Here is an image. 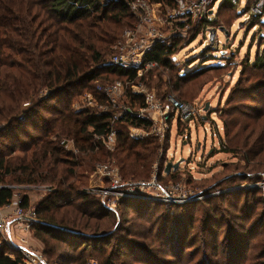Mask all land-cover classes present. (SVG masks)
Returning a JSON list of instances; mask_svg holds the SVG:
<instances>
[{"label":"rangeland","instance_id":"374dc122","mask_svg":"<svg viewBox=\"0 0 264 264\" xmlns=\"http://www.w3.org/2000/svg\"><path fill=\"white\" fill-rule=\"evenodd\" d=\"M222 1L205 0V15L202 18L181 14L174 21H169L168 17L177 12L176 3L136 4L130 11L133 19L113 47L109 62L120 53L119 43L126 31L134 32L137 41L155 38L161 44L171 47L176 42L177 67L174 70L151 71L139 81L157 95H173L184 102L198 103L202 109L201 118L186 125L183 136H177V126H174L171 140L169 134L165 139L152 136L144 140H154L160 146L150 177L144 180L125 179L117 160L112 157L99 160L91 158L101 148H96L89 155L82 153L79 158L73 155L84 182L81 192L90 197L92 204L103 206L102 210L93 207L88 213L104 214L107 216L105 222L113 224L112 228L104 232L105 235L114 236L111 244L126 239L132 242L137 240L144 245L146 251H142L140 245L137 246L141 250L139 252L150 261L145 260L146 264H203L204 260L205 264H260L264 261V168L260 172H252V167L245 170L240 155L236 157L231 152H224L231 146L229 138L232 137L226 135L225 122L237 125L233 136L241 131L244 116L253 120L261 116L258 124L264 123V73L248 70L247 66L243 68L249 55V61L252 62L257 49L264 50V0H236L238 12L221 9ZM248 7L259 16L262 23L257 19L256 22L252 21ZM212 20L213 24H207ZM209 30L216 31L212 40ZM214 46L216 49L211 50L210 54L215 59L210 63V58L202 60L201 55L205 54L206 49ZM205 64H208L207 68L202 69L198 77L188 83L178 82L180 76L187 73V66L196 68ZM241 82L243 91L236 94L239 91L236 87ZM84 98L85 94L73 101L75 110L83 108ZM233 100L235 102L230 103ZM232 109H238L244 116L240 113L229 114L228 111ZM42 115L48 116V113L42 112ZM26 132L33 137L38 135L33 129ZM26 140L22 137L23 142ZM116 143L103 148L113 153ZM178 163L180 166L177 171L172 168L169 174L165 172L168 164ZM107 164L118 167L121 177L130 182L129 185H147L144 191L137 188L138 194L135 197L119 200L113 194L102 193L112 188V182L100 175L96 166ZM151 184H156L155 188ZM6 187L14 191L12 203L28 198V211L37 209L38 204L55 189L45 184H9ZM173 187H178V192L170 199L164 193ZM182 193L186 198L180 200L178 196ZM14 207L0 210L11 214L16 210ZM193 218L195 222L191 224ZM9 221L8 230L0 238V247L8 246V242L10 248L22 244L32 254L42 256V264H54L57 257L49 253L36 237V225L29 234L14 227L13 219ZM189 224L193 226L192 231L188 236L182 235ZM163 226L167 229V236H178L174 243H168L165 237L153 239L151 232L160 231ZM150 227L153 229L146 239L138 237L144 235V228ZM75 232L97 238L94 236L96 234L82 228ZM183 236L186 239H182ZM181 240L187 241L184 249ZM15 254L9 251L6 256ZM61 256L65 258L70 253L60 254V260ZM98 256L94 253L92 260L97 262Z\"/></svg>","mask_w":264,"mask_h":264},{"label":"trees","instance_id":"16d2710c","mask_svg":"<svg viewBox=\"0 0 264 264\" xmlns=\"http://www.w3.org/2000/svg\"><path fill=\"white\" fill-rule=\"evenodd\" d=\"M136 1L0 0V185L4 186L0 189V209L10 206L14 200V191L6 185L45 184L55 188L36 209L39 219L36 237L49 253L57 257L54 264H91L94 253L99 255L98 264H146L145 260L149 261L139 252L146 251V248L137 240L122 239L111 244L114 236L104 232L113 224L105 222L107 216L104 214L88 213L93 207L101 209L103 206L92 204L90 197L81 192L84 182L78 165L72 151L62 144L64 140L71 141L84 155L101 148L91 158L112 157L117 160L125 179L150 177L160 147L156 141H131L126 132L127 124L122 121L116 125V148L110 153L94 141L95 135L108 133L109 116L100 115L96 108H73V101L88 92L104 104L97 85L129 79L130 72L110 64L109 59L114 45L133 19L129 4ZM151 2L174 3L173 0ZM220 6L238 12L236 0H223ZM247 9L252 21L261 22L250 7ZM213 23V20L207 22L209 25ZM177 48L176 42L172 47L158 43L149 59L159 63V70H174ZM213 49L215 46L206 49V55L202 53L201 59L210 58L209 63L213 61L215 57L210 54ZM249 60L250 55L243 68L247 66L248 70L264 73V50L257 49L253 61ZM207 65L187 66V73L180 76L178 82H190ZM242 87L241 82L236 87L239 89L236 94L242 93ZM42 112L48 116H43ZM228 113L237 115L240 112L232 109ZM260 118L253 120L244 116V125L235 136L237 125L225 122L226 135L232 137L229 138L231 146L224 152H231L236 157L240 155L245 170L252 167V172L264 168V123L258 124ZM28 129L38 135L30 136L26 132ZM22 137L27 142H23ZM28 205V198H25L21 208L27 210ZM194 222L193 218L191 224ZM191 224L182 235H189L193 229ZM152 227L144 228V235L138 237L146 239ZM80 228L96 234L97 238L75 232ZM151 234L154 240L165 237L170 244L178 239L175 235L167 236L164 226ZM184 236L182 239H186ZM90 241L94 243L90 244ZM180 243L183 249L187 245L186 240ZM9 251L14 252L9 245L0 247V264H21L19 258L14 260L6 256ZM64 252L70 256H61L60 260L59 255ZM185 253L186 250L182 255ZM202 263L205 264L206 260Z\"/></svg>","mask_w":264,"mask_h":264},{"label":"built area","instance_id":"2783aa9c","mask_svg":"<svg viewBox=\"0 0 264 264\" xmlns=\"http://www.w3.org/2000/svg\"><path fill=\"white\" fill-rule=\"evenodd\" d=\"M177 4V12L169 14L168 20L174 21L181 14L188 17L202 18L205 15V0H198L186 2L184 0H173ZM147 2L154 4L151 0H137L130 3V11L136 4H143ZM157 5V4H156ZM149 10L146 13H148ZM135 33L126 31L120 40V53L115 55L109 62L110 64L119 66L130 72V77L126 81H118L114 84L100 86L97 85V91L103 96L105 103H99L91 93H85L84 106L80 110L96 108L100 115L109 116V131L105 136H94L95 144L100 143L103 147H111L116 143L118 131L116 125L122 121L127 124L128 137L133 141H144L149 137H156L165 139L171 134L174 126H177V136L184 135V128L193 120L201 118L202 109L198 103L184 102L173 95H165L159 97L147 85L141 83L144 74L159 69V63L155 60L149 59L153 53L155 46L160 41L155 38L143 39L142 41L135 40ZM183 132V133H182ZM62 144L69 150L72 149L73 155L77 158L82 156V152L74 147V143L64 140ZM173 157V155H171ZM111 165V166H110ZM100 175L109 179L112 182V188L107 189L105 194H113L119 200L124 197H135L138 194L137 188L144 191L145 184L129 185L120 175L119 168L113 164L104 166H96ZM138 186V187H137ZM155 188L156 184H151ZM3 186H0L2 189ZM178 192V187L168 189V193H164L170 199ZM186 198L185 194L178 196L182 200ZM23 201L14 202L7 209L14 208L13 213L5 214L0 210V238L4 237L13 219V225L22 232L30 234L34 225L39 223L37 219L36 209L24 210L21 208ZM4 214V215H3ZM13 214V215H12ZM15 216V218H13ZM25 244V241H23ZM9 245V242H8ZM11 246V245H9ZM16 256H9L11 259L19 258L21 264H42V256L32 254L29 249L20 244L19 247L13 245ZM91 264H97L93 261Z\"/></svg>","mask_w":264,"mask_h":264},{"label":"water","instance_id":"95a60500","mask_svg":"<svg viewBox=\"0 0 264 264\" xmlns=\"http://www.w3.org/2000/svg\"><path fill=\"white\" fill-rule=\"evenodd\" d=\"M210 34H211V40H212L213 36L216 34V31H212ZM179 166H180V163L175 164V165L168 164L165 172L167 174H169V172L171 171L172 168H173L174 171H177L179 169Z\"/></svg>","mask_w":264,"mask_h":264},{"label":"crops","instance_id":"0c3cea01","mask_svg":"<svg viewBox=\"0 0 264 264\" xmlns=\"http://www.w3.org/2000/svg\"><path fill=\"white\" fill-rule=\"evenodd\" d=\"M5 214H8L7 212H4Z\"/></svg>","mask_w":264,"mask_h":264}]
</instances>
